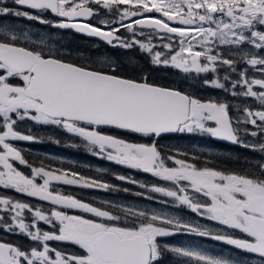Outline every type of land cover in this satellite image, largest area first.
Returning <instances> with one entry per match:
<instances>
[{
  "label": "snow or ice",
  "instance_id": "snow-or-ice-1",
  "mask_svg": "<svg viewBox=\"0 0 264 264\" xmlns=\"http://www.w3.org/2000/svg\"><path fill=\"white\" fill-rule=\"evenodd\" d=\"M102 12L111 19L90 22ZM13 18L138 47L153 64L204 74L203 86L240 98V105L202 100L147 77L126 78L115 68L70 62L46 52L43 37L33 40L8 22ZM247 99L259 107L248 106ZM24 121L53 126L82 141L92 155L150 174L163 183L148 185L120 174L115 179L146 190L137 196L157 200L152 194H159L165 198L160 203L185 208L215 227L108 200L96 206L66 193L63 186L121 189L70 169L31 163L14 143L40 141L30 128L20 130ZM172 133L206 134L261 158L245 161L243 172L201 166L161 151L158 140ZM0 189L37 201L0 195V231L31 242L25 247L0 239V264H163L165 253L185 258L183 264H264V0H0ZM174 235L207 237L230 252L212 255L161 243Z\"/></svg>",
  "mask_w": 264,
  "mask_h": 264
},
{
  "label": "rangeland",
  "instance_id": "rangeland-1",
  "mask_svg": "<svg viewBox=\"0 0 264 264\" xmlns=\"http://www.w3.org/2000/svg\"><path fill=\"white\" fill-rule=\"evenodd\" d=\"M16 27L19 29L26 30L27 28L30 27V24H27V27H25L24 24L19 23L17 24ZM70 48L75 49V48H78V46L74 48V45H71ZM86 49L87 48H84V52L81 50L75 49L77 53H82L85 56H81L78 58L73 56V58L78 59L79 62L83 65H86L89 67L96 66L104 70L107 68L108 69L115 68V70H117L118 67H120V64L116 60L118 59L116 57L117 55H115L114 60H110L109 58H106V57L101 58V56L95 59L96 58L95 55L92 52H88ZM127 50H138V54L140 52L144 54L145 58L142 57V59H145V60L143 61L137 60L133 55L125 57L124 59L120 58V61H119L120 63L129 64L128 62L129 60H131L130 62L131 64H133L132 66L137 67L139 70V73H142V72L147 73L148 68H149V72L159 71L160 72L159 76L163 77V76H166V74L168 73L167 70L169 68H172L174 69V71H176V73L181 72V75L180 73H178L177 75V81H181L185 76H187V78L192 81L193 87L191 89L193 90L191 91L193 92L194 95H196L198 92H200L201 95L208 93L206 99H202V100H207L209 98H212L211 94H213L214 91H217L216 94H218L222 99L230 98V96H227L225 93L217 89L203 86L201 81L204 78V74H201L198 76L195 73H184L170 66L153 64L151 57L147 53L142 52L138 47L127 49ZM55 52L60 53L62 57H68L65 54H61L62 52H59L57 50ZM136 60H137V63H136ZM156 67H160V70H158ZM120 72H123V71H120ZM134 74H137V73H134ZM253 74H256V73L253 72ZM141 75L142 74H138L135 77L138 78ZM208 75L209 77L211 76V74H208ZM236 100L237 99H235V101ZM246 104L253 108L259 107L258 102L252 99H247ZM230 111L232 114L234 115L236 114L235 110H234V113L232 112V109ZM184 134L187 136L199 135L202 137V139H197L196 137V139L192 143L193 152L190 154L189 159H196V161L201 160L202 163L206 162L205 159L217 160L220 157L230 160L229 156L224 155V152L221 149L216 148V146L212 144L213 142H216V141L219 142L221 140L211 138L207 136L206 134H187V133H184ZM73 142L77 145L76 147H72L71 145L73 143H69V141H67V143H65V147H63V150L60 152L59 155L55 153L54 154L48 153V155H45V156L43 154V158L45 159L46 157L47 160L46 159L45 160L48 162V165L51 167L60 168V169H70L71 171L82 173L83 175L88 176V177L99 178L101 180L109 182L110 184L118 185L119 188L121 189L118 191H111V192L104 191V190L91 189V192L86 193L88 189L84 188L81 190V194H82L81 196L86 197L83 199L84 201L93 203L96 206H101L103 204V201L108 200V201H113L117 204L133 205L135 207H140V208L154 209L157 211L167 212L168 214H171V215H178L187 220H193V221L198 220L200 223L207 224L209 227H215L214 222L201 220L199 217L195 216V214L190 213L185 208H176L170 205H165V204L160 203L159 200L165 199V198L159 197V194H152L157 197V200H149L144 197L135 195L136 192H144L146 190L141 189L138 184L133 185L130 183L119 181L115 179V175L120 174V175H125V176H131L132 178L136 179L140 183H144L148 185H151L153 183H163V182L158 181L156 178L152 177L150 174H146V173L139 172V171L132 172L129 169H122L121 167H118L113 162H109L105 159H102L95 155L90 154L87 148L84 147L82 141L79 140V141H73ZM29 143H34V142H29ZM224 143L226 142L224 141ZM15 145L19 147V145L17 144ZM159 145L160 144H158V146ZM162 145L163 147L165 146L164 150H161L163 153L177 155L178 158L183 157V155L181 154V148H183L181 146V143H177L174 145H170L167 143V145H164V144ZM174 148H177V149H174ZM175 150L179 151V153L175 154ZM256 153L261 158V154L258 152ZM201 166H205V165L201 164ZM98 169L103 170V171H98ZM125 170L128 171L129 173L125 172ZM123 188H128L130 189V191L124 192L122 191ZM0 195H6L2 189H0ZM7 237H8V233L3 232V234H1V231H0V239L4 240V238L7 239ZM161 243H168V244L178 245V246H193V247H197L199 249L205 250L209 254H212V255H218L222 253L227 256L229 255V252H230V246H227L223 244L222 242L214 241L207 237H198L195 235H185V236L174 235L172 237H165V238H161ZM184 259L185 258L177 257L171 253L170 257H167V255H164L163 264H183Z\"/></svg>",
  "mask_w": 264,
  "mask_h": 264
},
{
  "label": "trees",
  "instance_id": "trees-1",
  "mask_svg": "<svg viewBox=\"0 0 264 264\" xmlns=\"http://www.w3.org/2000/svg\"><path fill=\"white\" fill-rule=\"evenodd\" d=\"M117 55V62L120 64V67H118V69L116 70V73L119 75H122L126 78H132V79H142L144 77H147L148 81L160 86H164V87H171V88H178L182 91L188 92L192 95L193 92L191 90L193 85H192V81L190 79L187 78V76H185L181 81H177V75L176 72L173 70L171 72L168 71V73L166 74V76H159L160 72L159 71H155V72H149V68H148V72L147 73H139V70L137 67L132 66L133 64H131V60H129V64L126 63H120V58L124 59L125 57L131 56L133 55L137 60H145L142 59V57H144V54H142L141 52L138 54V50H119V52L115 53ZM82 56H85L84 54H82ZM62 58V57H61ZM145 58V57H144ZM65 59V58H63ZM115 57H113L110 60H114ZM121 59V60H122ZM65 60H68L70 62H74V63H78L81 64L79 62L78 59H73V58H67ZM136 60V63H137ZM118 64V65H119ZM123 64V65H122ZM83 65V64H82ZM93 67L97 70H103V71H111V69H101L98 68L96 66H90ZM158 70H160V67H156ZM123 71V72H120ZM137 73V74H134ZM138 74H142L141 76H139L138 78L135 77ZM217 91H214V93H216ZM217 97L219 99H222L218 94ZM229 103L239 106L240 105V98H236L238 99V101L235 102V99H233L232 97L230 98H226ZM232 112L234 113V108L232 109ZM19 128L21 131H25L26 129H31L34 135H38L40 138L39 142H34V143H25L23 145V147H30L31 149H38L40 150V154L37 155H29V158L32 157V163L35 165H41V164H45L48 162L43 161V154L45 152H50L51 154H57L59 155L60 152L63 150V147H65V143H67V141H69V143H74L73 141H79V139L72 137L66 133H64L62 130H59L53 126H40V125H34L31 121H24L19 125ZM104 131L112 134V135H116V136H121L125 139L134 141V142H138V143H150L151 140H149L148 138H144L141 137L139 135H135V134H130V133H126L117 129H110V128H105ZM196 139V136H187L185 134H180V135H175V136H164L163 138H160L158 141V144H160L159 146L162 147L160 148L161 150H164L165 146L163 147L162 144L167 145H174L177 143H181V146L183 148H181V154L183 155L182 158H190V154L193 152L192 151V143L194 142V140ZM56 141H59V143H57ZM214 146H216V148L221 149L224 152V155H227L230 157V160H227L225 158H219L217 160H209V159H205L206 162L202 163L201 160H197L196 162L199 165H207V166H211V167H218V168H226L229 171H238V172H243L246 170V164L245 161L251 162L252 164H255L259 159V155H257V153L255 152H250L246 149H242V148H238L234 145H228L225 144L224 142L221 141H216L212 143ZM167 148V146H166ZM177 149V148H174ZM172 152V151H171ZM178 154L179 151L175 150V154ZM64 154V153H63ZM66 154V153H65ZM186 154V156H185ZM43 159V160H42ZM118 167H121L122 169H128L124 166H120L117 165ZM125 172L129 173L128 171L125 170Z\"/></svg>",
  "mask_w": 264,
  "mask_h": 264
},
{
  "label": "flooded vegetation",
  "instance_id": "flooded-vegetation-1",
  "mask_svg": "<svg viewBox=\"0 0 264 264\" xmlns=\"http://www.w3.org/2000/svg\"><path fill=\"white\" fill-rule=\"evenodd\" d=\"M7 3L11 4V0H7ZM48 18L52 19L51 16H49ZM17 19H19V20H17ZM99 19H111V17L109 15L105 14L104 12H102L99 17L92 18L90 22L95 24L98 22ZM8 22L14 23L15 26H17V24H19V23H22L25 25V27H27V24H30V27L27 28L26 30L33 37V40H37L39 37H43L44 45H42V46L45 48V51L47 52L50 49L53 54H57L60 57H62L60 55V53L55 52L57 50L59 52H62L61 54H65L68 56V57H62L65 59L73 58V56L76 58L81 57L82 53H77L75 51V49L81 50L84 52V48H87L86 50L88 52H92L95 55V57H96L95 59H97L99 56H101V58L106 57V58L112 59L113 57H115V55H116L115 53L119 52V50H125L124 48L119 47V46L108 45L105 41H103L99 38H93V37L87 36L84 33H79L77 31H75L74 29L50 28L46 25H41L37 22L29 21V20L24 19V18H13ZM122 35L127 36L128 34H127V32H124L122 30ZM71 45H74V48L76 46H78V48L72 49V48H70ZM76 58H73V59H76ZM173 70L174 69L169 68L167 71L171 72ZM178 73H180V75H181V72H178ZM178 73H176V75H178ZM207 95H208V93L201 95V93L198 92L194 96L199 97L200 99H206ZM211 95H212V98H214V97L218 98L216 93H213ZM196 137H197V139H202V137L199 135H196ZM221 142H224V141H221ZM14 143L19 145L18 148L23 150V155L30 162L32 161V157L29 158L28 152L30 155L40 154V150H38V149H31L30 147H23V145L25 144V141H16ZM225 144L230 145V143H227V142ZM48 153H50V152H45L44 156L48 155ZM45 159H46V157H45ZM45 159L44 160L42 159V160L47 162L46 161L47 159L46 160ZM43 165L49 166L48 163H45ZM36 166H40V165H36ZM20 168H21V170L25 171L26 173L28 172L27 168H24L23 166H20ZM222 169L229 171L226 168H222ZM82 189H84V188H81L78 186H63V190L66 193L75 195L76 197H78L81 200L86 198L84 196H81L82 195L81 194ZM2 190L8 196H13L14 198H17V199L29 201L32 203H37V201L33 200L32 198H29L27 196H21L12 190H7V189H2ZM5 191H7V192H5ZM88 192H91V189H88L86 193H88ZM95 194H97V193H95ZM76 214H82V213H76ZM84 215H87V214H84ZM41 226L47 228V226H45V225H41ZM1 234H3L2 231H1ZM177 236H185V235H177ZM170 237H172V236H170ZM4 240L9 241V242H14L16 244H22L25 247H27L31 243L29 240H27L22 235H19V234L13 235L10 233H8L7 239L4 238ZM51 243L54 247L66 248L69 251H77L78 250L76 248V246H74V245L61 244L58 242H51ZM170 254L171 253H165V255H167V257H170Z\"/></svg>",
  "mask_w": 264,
  "mask_h": 264
},
{
  "label": "water",
  "instance_id": "water-1",
  "mask_svg": "<svg viewBox=\"0 0 264 264\" xmlns=\"http://www.w3.org/2000/svg\"><path fill=\"white\" fill-rule=\"evenodd\" d=\"M84 34H86V33H84ZM87 35V34H86ZM88 36V35H87ZM90 37H92V36H90ZM93 38H97V37H93ZM178 133H172V134H166L165 136H169V135H177Z\"/></svg>",
  "mask_w": 264,
  "mask_h": 264
}]
</instances>
